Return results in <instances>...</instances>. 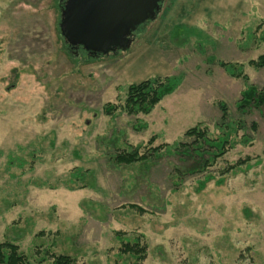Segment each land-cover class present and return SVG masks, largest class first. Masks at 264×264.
<instances>
[{
  "label": "rangeland",
  "instance_id": "rangeland-1",
  "mask_svg": "<svg viewBox=\"0 0 264 264\" xmlns=\"http://www.w3.org/2000/svg\"><path fill=\"white\" fill-rule=\"evenodd\" d=\"M159 5L129 47L88 57L65 47L56 0H0V244L31 261L48 250L129 264L123 244L138 242L139 264H264V109L240 113L246 83L217 64L242 63L264 85V67L247 63L264 53V0ZM154 76L181 82L148 114L104 113L129 83ZM218 101L237 143L210 169L184 172L195 162L166 154L113 163L117 149L176 143L198 122L216 135Z\"/></svg>",
  "mask_w": 264,
  "mask_h": 264
},
{
  "label": "trees",
  "instance_id": "trees-1",
  "mask_svg": "<svg viewBox=\"0 0 264 264\" xmlns=\"http://www.w3.org/2000/svg\"><path fill=\"white\" fill-rule=\"evenodd\" d=\"M247 63L255 69L264 67V53L254 59H249ZM217 64L233 77H242L245 86L240 91V97L236 101V109L240 113H246L250 109H264V85L258 86L249 83L248 76L242 71V63L218 60ZM180 78L176 76H154L143 79L137 83H129L126 86L124 99L122 103L108 102L104 105L103 111L106 115H113L115 111L121 110L127 115L136 116L138 114H148L152 111L164 97L172 94L180 85ZM221 111L220 132L216 135L209 133L206 125L198 122L194 126L184 130L180 139L176 143H163L157 146H151V138L144 147L142 145L129 146L127 149H117L113 154L112 161L115 165H133L142 163L146 160L156 159L158 155L166 154L176 156L180 161L193 160L195 166H191L184 172H202L210 169L217 158L222 157L236 142L232 137L227 123V108L223 101L216 103ZM223 128V129H222ZM252 130H256V124H251ZM237 128H234L236 132ZM230 130V128H229ZM236 135V134H234ZM249 142V138L244 137L242 143ZM248 158L238 159L232 164L226 165L220 174H227L235 168L241 167ZM199 165V166H197ZM177 172H181L176 165L173 167ZM207 177V176H206ZM221 179V178H220ZM203 181L200 182L201 185ZM130 207L141 210L138 206L130 204ZM146 247L139 246L138 242L133 244H123L122 252L135 256L136 261L129 264H139L146 256ZM43 255L36 261H31L27 255L19 250L18 245L12 242H3L0 244V264H83L74 257L65 254H55L44 250Z\"/></svg>",
  "mask_w": 264,
  "mask_h": 264
},
{
  "label": "water",
  "instance_id": "water-1",
  "mask_svg": "<svg viewBox=\"0 0 264 264\" xmlns=\"http://www.w3.org/2000/svg\"><path fill=\"white\" fill-rule=\"evenodd\" d=\"M161 0H66L60 12L59 33L72 46L106 55L131 41L126 35L153 19Z\"/></svg>",
  "mask_w": 264,
  "mask_h": 264
},
{
  "label": "flooded vegetation",
  "instance_id": "flooded-vegetation-1",
  "mask_svg": "<svg viewBox=\"0 0 264 264\" xmlns=\"http://www.w3.org/2000/svg\"><path fill=\"white\" fill-rule=\"evenodd\" d=\"M56 1H57V5L59 8V19H60V12L63 9V6L65 5L66 0H56ZM136 30H137V28L135 30H132L131 33L126 35L123 40L125 42L132 41L136 36ZM65 47L74 56H82L83 54H86L88 57H99L101 55V54L90 53L89 51L84 50L83 47L80 45H78L76 47H72L65 42ZM115 52H117V49ZM109 53H111V52H109Z\"/></svg>",
  "mask_w": 264,
  "mask_h": 264
}]
</instances>
